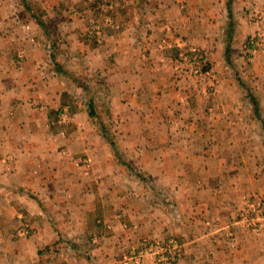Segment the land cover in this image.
Here are the masks:
<instances>
[{
  "label": "crops",
  "instance_id": "1",
  "mask_svg": "<svg viewBox=\"0 0 264 264\" xmlns=\"http://www.w3.org/2000/svg\"><path fill=\"white\" fill-rule=\"evenodd\" d=\"M32 1L60 31L64 60L59 62L67 64L66 70L79 74L87 62L104 72L116 143L134 161L150 164L157 183L177 197L183 217L174 220L149 200L145 203L146 188L129 180L80 105L74 124H49L60 110L61 92L78 87L53 75L43 28L24 19L16 0H0V264H118L141 236L168 232L185 241V255L177 264H203L211 246L217 249L213 264H264V252L249 238L241 237L235 257L220 244L233 208L221 197L228 201L239 191H255L260 173L244 172L242 154L195 153L201 141L188 138L187 125L168 132L161 125L173 108L187 115L185 104L175 101L181 82L172 76L176 50L170 43L191 41L197 33L210 43L212 27L219 26L220 14L214 11L224 0H112L111 20L119 28L104 29L100 44L90 38L94 32H86L101 19L89 0ZM219 136L213 145H225ZM63 146L89 159L87 174L77 158L60 155ZM233 159L239 166L231 170ZM215 217V227L206 225ZM21 218L28 225L26 236L15 234ZM93 237L97 243H91ZM144 264H152L151 258Z\"/></svg>",
  "mask_w": 264,
  "mask_h": 264
},
{
  "label": "rangeland",
  "instance_id": "2",
  "mask_svg": "<svg viewBox=\"0 0 264 264\" xmlns=\"http://www.w3.org/2000/svg\"><path fill=\"white\" fill-rule=\"evenodd\" d=\"M89 1L101 13V19L87 28L86 32H94L95 35H90V38L94 43L100 44L104 29L119 28L111 20L113 2L112 0ZM16 2L22 6L24 12H26L25 5L29 4L44 10L40 4L33 3L32 0H16ZM110 2L112 8L106 9V5ZM215 12L220 14L217 18L219 26L212 27L214 38L210 43L203 42L204 36L198 33L196 38L194 37L191 41L185 38L173 42V44L166 41L170 43L171 49L176 50L171 66L172 76L181 82V87L177 83V88L174 91L175 101H177V105L185 104L184 111L187 112V115L184 118L179 109L176 111L173 108L167 116H163L161 125L164 124L166 131L167 128L170 131H177L187 125L190 128L187 131L188 138H193L195 142L201 141V146H196L198 143H195L196 147H193L195 153L200 150L205 156H235L237 154L240 156L242 154L246 157L244 172L252 170L255 172L256 170L257 173H260L259 187L255 191H239L238 194L232 195L228 201L223 199L224 196L221 197L222 202L228 203L233 208L229 220L221 228L223 236L220 244L231 257H235L240 252L242 236L243 239L249 238L253 241L252 243L260 253L264 252V4H260L258 0H224L222 9L214 11V14ZM108 16L110 23L106 24L105 19ZM24 19L35 21L29 17L28 12L25 13ZM215 31L217 32L215 33ZM62 44L61 41L59 47ZM44 46L46 57L48 41ZM58 51L56 59L61 62L64 60L60 58L63 50L60 48ZM18 54L19 58L23 57V51H19ZM60 64L67 69L66 63V66L64 63ZM48 65L53 75L65 80L63 76L53 70L51 64L48 63ZM82 66L83 71L81 70L77 75L81 77L84 74H95L96 78L102 80L105 85H103L105 90L101 91L97 84L90 82L92 92L89 93H92L96 99V113L99 118L97 121V118L88 116L90 122L97 128V132L100 128L104 137L99 132L97 134L107 142L111 154L126 171L129 180L146 188L147 193L143 199L145 203L149 200V203L152 202V205L165 215L168 214L174 220H182L183 214L177 207V197L157 183V179L150 173V164L146 165V162L140 164L138 161H134L129 152L116 143L119 134L116 132L117 124L111 112L110 92L104 72L90 69L87 62H83ZM68 69L76 71V66H70ZM70 84L71 82L67 80L66 86L70 87ZM182 91L185 92V95L182 94ZM72 92L76 96L74 106L72 109L60 108L49 120L51 126L74 124L75 112L78 111L79 105L86 110L80 88L74 89ZM252 98L256 101V109L253 107ZM27 103L35 104L34 100H27ZM63 115H68L69 119L59 120ZM219 125L224 127L215 133L214 131L217 127L219 128ZM220 134L222 139L225 138V145H213L215 138H220ZM107 140L113 141L115 147L113 148ZM59 152L65 158H77V164L82 167L83 173L91 168L87 157H76L68 146H63ZM122 159L128 165H122ZM234 161L235 159L230 162L231 170L239 166V163ZM222 165L223 163L218 167L222 168ZM225 169L226 167L223 170ZM136 173L143 175V180L138 179ZM222 202L220 204L223 206ZM20 221L16 224L15 234L19 236L30 234L26 221L22 218ZM205 222L206 225L215 227L218 217L212 221L205 220ZM105 226L110 227V224ZM217 228L219 227L217 226ZM169 240L176 242V249L162 250L161 247L165 246ZM91 243H97V238L93 237ZM185 246L183 237L177 233L168 232L165 235L151 237L141 236L128 246L124 257L118 264H122L132 252L138 251L142 253L139 264H144L149 257L152 264H177L185 255ZM214 251H217L214 246L207 250L203 264H213L215 259H212V254Z\"/></svg>",
  "mask_w": 264,
  "mask_h": 264
},
{
  "label": "trees",
  "instance_id": "3",
  "mask_svg": "<svg viewBox=\"0 0 264 264\" xmlns=\"http://www.w3.org/2000/svg\"><path fill=\"white\" fill-rule=\"evenodd\" d=\"M25 3V2H24ZM25 5V4H24ZM26 12L29 13L30 17L34 19L41 28L45 31V35L47 37L48 41V52L46 54V59L49 64L52 65L53 70L64 77L65 80H69L71 83H73L76 87L80 88L82 91V101L86 107L87 113L89 116L97 118L98 121V115L96 113V99L94 98L93 94L89 93L92 92V89H90L91 84L90 82H93L94 84H97L101 91L105 90L104 83L102 80H98L96 78L95 74H84L83 76H79L76 73L70 72L66 70L63 65H61L58 60L56 59L57 53L59 52V44L61 41V34L58 30V27L51 18H49L44 10H42L40 7H34L29 5H25ZM104 85V86H103ZM74 92L69 90H64L60 94V108H67L72 109L74 106V99L76 96H74ZM102 92V97H103ZM108 98V94H107ZM253 99V98H252ZM253 101V107L256 109L257 104L255 99ZM107 105V104H106ZM98 123V122H97ZM98 132L104 137V134L101 132L100 128ZM110 145L114 148V142L111 140H107ZM116 150V148H115ZM122 165H128V163L125 160H121ZM136 176L138 179L143 180V175L136 173Z\"/></svg>",
  "mask_w": 264,
  "mask_h": 264
},
{
  "label": "built area",
  "instance_id": "4",
  "mask_svg": "<svg viewBox=\"0 0 264 264\" xmlns=\"http://www.w3.org/2000/svg\"><path fill=\"white\" fill-rule=\"evenodd\" d=\"M105 8L106 9L112 8V3L111 2L108 3ZM105 23L106 24L110 23V17L109 16L105 19ZM115 25H116V27H118L117 24H115ZM96 32L98 33V31H96ZM66 118L69 119V116L68 115H63V116H61L59 118V120L61 119L63 121ZM85 166H86V164H85ZM176 247H177L176 242L174 240H169V242L165 246L161 247V249L162 250H175ZM141 256H142V253L140 251L132 252L122 264H139V262L141 260Z\"/></svg>",
  "mask_w": 264,
  "mask_h": 264
}]
</instances>
